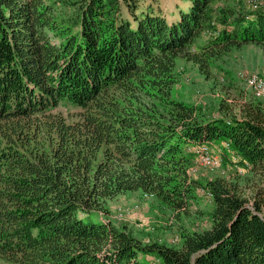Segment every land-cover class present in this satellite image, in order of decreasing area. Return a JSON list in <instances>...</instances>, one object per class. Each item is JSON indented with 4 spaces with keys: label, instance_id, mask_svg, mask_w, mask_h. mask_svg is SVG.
I'll return each mask as SVG.
<instances>
[{
    "label": "trees",
    "instance_id": "obj_1",
    "mask_svg": "<svg viewBox=\"0 0 264 264\" xmlns=\"http://www.w3.org/2000/svg\"><path fill=\"white\" fill-rule=\"evenodd\" d=\"M147 1L0 0V264H264V98L211 119L173 92L181 58L208 72L264 44V3ZM216 141L253 173L250 193L191 175L194 145ZM197 187L212 225L178 245L108 216L129 192L187 211Z\"/></svg>",
    "mask_w": 264,
    "mask_h": 264
},
{
    "label": "rangeland",
    "instance_id": "obj_2",
    "mask_svg": "<svg viewBox=\"0 0 264 264\" xmlns=\"http://www.w3.org/2000/svg\"><path fill=\"white\" fill-rule=\"evenodd\" d=\"M58 1H60L57 4L58 9H68L65 7V0ZM157 1L159 4H154L160 5L169 13L174 12L175 5L180 2V0ZM237 2L238 12H240V10L252 9L253 4L256 6L258 3H264V0ZM222 6H224L222 2L216 3L215 13ZM177 71H179V78L173 88L176 97L201 107V113L211 119L230 117V115L240 117L241 105L245 100L255 96L253 89H250L246 82V77L264 75V44L251 42L232 47L214 62L208 72L202 71L196 63L181 58ZM221 76L225 79L220 80ZM258 98H264V96H258ZM209 144L211 150L220 154L222 158L224 155L222 151L230 148L226 141L209 142ZM199 145H194L192 148L195 157L190 173L194 175L193 177L201 181H207L216 176L239 177L240 185L248 193L251 192L253 180L250 177L253 173L245 167L233 164L229 159L234 157L232 150L224 151L227 155L225 159H227L222 160L218 165L206 166L198 159L196 149ZM107 205L110 209L108 214L110 219L116 224L125 225L133 235L145 243L160 241L178 245L183 231H200L212 225L213 198L203 187L195 189L187 211H174L155 196L143 195L141 192L122 194L109 200ZM92 216L98 220V214L94 213ZM82 218L89 220L88 217L82 216Z\"/></svg>",
    "mask_w": 264,
    "mask_h": 264
},
{
    "label": "bare ground",
    "instance_id": "obj_3",
    "mask_svg": "<svg viewBox=\"0 0 264 264\" xmlns=\"http://www.w3.org/2000/svg\"><path fill=\"white\" fill-rule=\"evenodd\" d=\"M246 78H247L246 82L251 87V88L250 87L249 88L253 89L254 95L256 97H258V96L263 97L264 96V75H262V76L261 75H252V76H249ZM198 148H203V153H202V149H198ZM198 148L196 149V153L198 154V159L200 160V162L202 164H204L206 166L207 165L215 166V165H218L219 163L222 162V160H223L222 156L220 154L215 153L213 150H211L210 144L203 143V144L199 145ZM204 153H206V162H205ZM214 159H216V160L214 161Z\"/></svg>",
    "mask_w": 264,
    "mask_h": 264
},
{
    "label": "built area",
    "instance_id": "obj_4",
    "mask_svg": "<svg viewBox=\"0 0 264 264\" xmlns=\"http://www.w3.org/2000/svg\"><path fill=\"white\" fill-rule=\"evenodd\" d=\"M198 149H202V153H203V148H198ZM204 155H205V162H206V153H204ZM216 159H214V161H215Z\"/></svg>",
    "mask_w": 264,
    "mask_h": 264
}]
</instances>
